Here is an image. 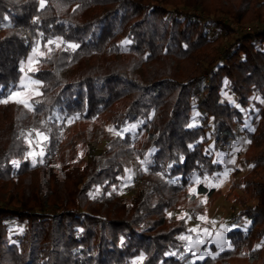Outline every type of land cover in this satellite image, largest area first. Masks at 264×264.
<instances>
[{"label":"trees","instance_id":"16d2710c","mask_svg":"<svg viewBox=\"0 0 264 264\" xmlns=\"http://www.w3.org/2000/svg\"><path fill=\"white\" fill-rule=\"evenodd\" d=\"M209 1L44 0L41 8L0 0V100L19 90L36 50L32 74L43 83L34 111L0 102V264H264V0ZM222 8L260 24L237 36L213 18ZM226 87L236 105L222 99ZM198 93L204 123L193 126ZM249 123V169L233 200L245 229L230 230L231 247L193 262L180 239L189 216L166 210L220 195L202 180L221 178L217 152ZM30 129L49 137L35 163ZM92 142L103 150L91 153ZM135 162L128 199L118 191ZM10 219L24 225L17 240Z\"/></svg>","mask_w":264,"mask_h":264},{"label":"rangeland","instance_id":"374dc122","mask_svg":"<svg viewBox=\"0 0 264 264\" xmlns=\"http://www.w3.org/2000/svg\"><path fill=\"white\" fill-rule=\"evenodd\" d=\"M236 4L239 5L240 1L235 0ZM208 3L212 4L213 0H210ZM210 4H206L210 9L213 6H209ZM181 9L189 11L192 14L200 15L202 18H205L207 14L203 13L201 8H186L184 6H180ZM171 9V8H169ZM226 8L216 9L213 11V18L218 20L225 21L228 25L233 29V32L237 36H242L243 34L251 33L259 26L260 22L257 21H246L243 23H238L236 20L231 18L224 11ZM221 38V37H220ZM223 46L224 48L228 45V37L224 36ZM58 46L60 43L55 42ZM264 49V46L261 47ZM38 49V48H37ZM38 50L34 51L27 61L24 63L22 67L23 77L20 83L23 81L27 87L24 89H19L22 95L19 97L20 99H24L29 101L32 105L36 101L40 100L43 97V83L42 85L32 84L31 81L38 80L33 74L32 71H36L40 62L41 54L37 53ZM17 91V90H16ZM41 93V94H37ZM202 96L201 93H198L196 98L193 100V115L191 124L193 126L202 125L204 123V115H202L199 108V99ZM253 100L261 101L260 97L257 96L254 91L251 95ZM222 99L224 101H228L232 104L236 105V98L232 94L229 88H224ZM11 100V99H10ZM14 102V100H11ZM264 103V101H262ZM253 111V112H252ZM250 113L253 117L254 114L258 112L257 108L253 105H250L249 109L246 110V113ZM250 116V118H251ZM246 128L253 129L254 125L248 124H237L236 126V135L234 138H230L226 140L221 149L217 152V159L220 160L224 166L225 170H227V175H224L225 170L223 171L221 178L217 182L206 181L207 184H211L221 189L220 195L210 201L207 198L199 196L196 205L194 203H187V201H179L177 208H168L167 214L172 215L176 218H182L183 216L188 215L189 218L187 220V225L189 232L187 234H183L182 236L188 237L187 240H182L186 244L187 250L189 251V247H191L192 261L203 260L208 256L214 257L217 252H221L229 247H231L230 241L227 239V235L230 230L235 227L244 228L243 220L238 219V214L241 210L240 206H237L234 203V196L241 195V190L235 188L236 184H239L243 179L245 173L249 169V167L244 163L243 156L247 151V146L249 140L245 136ZM137 131V126L133 125L129 129L121 132V135L124 136L127 132H135ZM37 130L30 129L27 130V137L29 142H31V151L33 153L30 156L34 161L38 155H40L41 151L45 154L49 145V137L45 131H39L44 135H47L48 139L44 140V135L36 136ZM210 137V146L214 147L213 138ZM105 142L101 143H90L89 150L93 154L100 153L104 148ZM43 156V155H42ZM226 160H234L235 163H225ZM139 165L135 162L132 166L130 173L126 176V180L123 183L121 189L118 193L127 197L128 199H132L136 187V183L139 181L138 179V169ZM194 192V191H193ZM9 197V196H7ZM200 217H204V219H200ZM11 224V234L12 239L17 240L19 238V234L24 228V225L19 223L17 219H10L8 221ZM191 229H196V231H190ZM208 230L206 234L204 230ZM222 229H227L226 231ZM245 229V228H244ZM222 232L221 246L218 247L214 242L217 239V233ZM210 234V235H209ZM221 248L223 250H221ZM215 249V250H213ZM217 250V252H216ZM207 253V254H206ZM203 257L202 259L200 257ZM141 259H136L132 264H140Z\"/></svg>","mask_w":264,"mask_h":264},{"label":"snow or ice","instance_id":"6c2138e0","mask_svg":"<svg viewBox=\"0 0 264 264\" xmlns=\"http://www.w3.org/2000/svg\"><path fill=\"white\" fill-rule=\"evenodd\" d=\"M40 7H41V8H44V0H40ZM48 43H49V44H52L53 41H48ZM69 47H71V48H77L78 45L71 44V45H69ZM31 83H32V84H35V85H42V81H40V80H33V81H31ZM26 87H27V85L22 81V82L20 83V85L18 86V89H24V88H26ZM37 94L39 95V94H41V93H37ZM21 95H22L21 91H19V90H17V91H13V92L10 93V95H9L8 98L2 99V100H0V102L7 104V103L9 102V100L11 99V100H14V102H16V103L22 105V106L25 107L26 109L33 110V111H34L35 108L31 106V104H30L29 101H26V100H24V99H20V98H19ZM36 103H38V101H36ZM41 135H44V134L41 133V132H39V131L36 132V136L39 137V136H41ZM47 139H48L47 135H44V140H47ZM30 143H31V142H30ZM43 154H44V153H43V150H42L41 153H40V155L42 156ZM28 155H29V156H32L33 153H32V152H29ZM13 163H14V164H17V166H18V162L13 161ZM33 163H35V161H33ZM141 163H144V162L142 161ZM217 163H219V161H217ZM225 163H235V161H234V160H226ZM224 175H227V170H225ZM193 191H195V190L193 189ZM200 219H204V217H200ZM222 230L226 231L227 229H222ZM190 231H196V229H191ZM204 231H205L206 234L208 233V230L205 229ZM209 235H210V234H209ZM180 239H181V240H187L188 237H186V236H182V237H180ZM221 239H222V232H218V233H217V239H215V241H214V242L217 244L218 247L221 246ZM191 250H192L191 247H189V251H191ZM221 250H223V249L221 248ZM206 254H207V253H206ZM200 258L202 259L203 257L201 256ZM141 259H142V258H141Z\"/></svg>","mask_w":264,"mask_h":264}]
</instances>
